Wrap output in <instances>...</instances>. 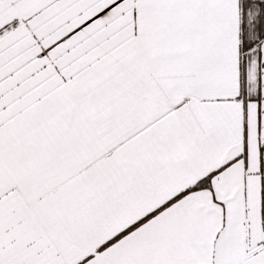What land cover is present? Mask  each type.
<instances>
[{"label": "snow or ice", "instance_id": "obj_1", "mask_svg": "<svg viewBox=\"0 0 264 264\" xmlns=\"http://www.w3.org/2000/svg\"><path fill=\"white\" fill-rule=\"evenodd\" d=\"M0 264H264V0H0Z\"/></svg>", "mask_w": 264, "mask_h": 264}]
</instances>
